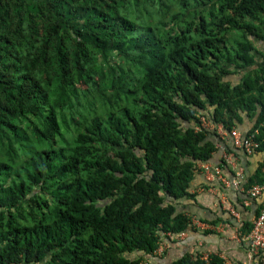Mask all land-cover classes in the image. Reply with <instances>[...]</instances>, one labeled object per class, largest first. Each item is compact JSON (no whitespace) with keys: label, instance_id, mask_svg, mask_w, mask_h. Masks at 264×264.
<instances>
[{"label":"trees","instance_id":"trees-1","mask_svg":"<svg viewBox=\"0 0 264 264\" xmlns=\"http://www.w3.org/2000/svg\"><path fill=\"white\" fill-rule=\"evenodd\" d=\"M260 43L264 0H0V264H140L192 231L202 118L257 117L264 151Z\"/></svg>","mask_w":264,"mask_h":264},{"label":"crops","instance_id":"crops-1","mask_svg":"<svg viewBox=\"0 0 264 264\" xmlns=\"http://www.w3.org/2000/svg\"><path fill=\"white\" fill-rule=\"evenodd\" d=\"M260 44L258 48L263 55L259 56L258 63L264 65V43ZM229 81L237 84L240 76H232ZM239 115L241 119L235 128L245 137L255 126L257 117L247 113ZM206 119L209 122L207 130L212 132L210 139L216 144L217 151L208 163L198 165L199 171L190 189L195 200H186L183 204L187 214L201 224L185 232L182 238L175 240L176 243L169 242L166 253L155 258L153 263H168L186 253L215 256L222 264H243L250 259L249 234H242V229L253 225L263 208L264 199L251 198L247 193L250 187H246V183L251 178H264V151L247 154L243 149L236 148L232 137L221 128L223 125ZM216 126L219 128L215 129ZM218 168L221 177L230 183L240 179L241 174L240 186L236 188L221 181L214 174Z\"/></svg>","mask_w":264,"mask_h":264},{"label":"built area","instance_id":"built-area-1","mask_svg":"<svg viewBox=\"0 0 264 264\" xmlns=\"http://www.w3.org/2000/svg\"><path fill=\"white\" fill-rule=\"evenodd\" d=\"M208 123L209 122L206 118H202V126H204V128L206 129L209 128L207 127ZM217 128L219 127L216 126L215 129ZM221 128L224 129L223 126H221ZM226 132L232 137L233 144L236 148L243 149L247 154H253L258 152V149L260 148V143L256 141V136H258L259 134L258 130L245 137H243L236 128H233L230 132L229 131ZM214 174L219 176V179L221 181H224V183L227 185L232 184V186L237 188L241 184V179H242L241 174H240V179H237L236 181H233L231 183L228 180L226 179L224 180L223 177H221V170L219 168L215 170ZM247 193L253 199L256 198L264 199V180L262 182L253 184L249 188ZM200 224L201 222L199 220L192 218V227L198 226ZM183 235L184 233L180 235V237H177L176 239L182 238ZM247 237L248 240L250 241V259L249 261L244 262L243 264H264V205L260 214L256 217L253 223V228ZM168 247H169V243L165 240H162L159 243L158 249L154 252V255L145 258L144 260H141L140 264H153V260L155 258L162 257L166 253ZM203 259L208 262L210 259V255L203 256Z\"/></svg>","mask_w":264,"mask_h":264}]
</instances>
